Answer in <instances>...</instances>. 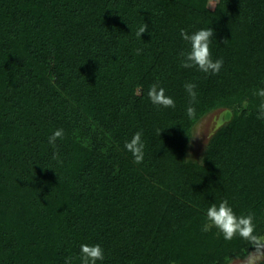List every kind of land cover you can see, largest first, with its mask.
Listing matches in <instances>:
<instances>
[{"label":"trees","instance_id":"1","mask_svg":"<svg viewBox=\"0 0 264 264\" xmlns=\"http://www.w3.org/2000/svg\"><path fill=\"white\" fill-rule=\"evenodd\" d=\"M210 2L0 0V264H81L82 244L103 248L97 264H229L262 250L203 230L227 200L264 237V0ZM210 27L219 73L182 67L181 29ZM153 84L174 108L151 102ZM219 108L233 116L203 169L185 140ZM138 131L139 164L124 146Z\"/></svg>","mask_w":264,"mask_h":264},{"label":"clouds","instance_id":"2","mask_svg":"<svg viewBox=\"0 0 264 264\" xmlns=\"http://www.w3.org/2000/svg\"><path fill=\"white\" fill-rule=\"evenodd\" d=\"M148 31V25L145 23L140 26L136 35L142 37ZM214 29H201L195 33L188 34L186 30L181 29V37L189 42L190 51L182 54L183 59L181 66L184 68L196 67L204 73L218 74L223 66V59H212V53L210 49L211 39L214 37ZM141 50H137V54H140ZM197 85L194 83H186L184 88L190 97V105L196 103L197 93L195 91ZM256 95L264 98V89L259 90ZM148 96L154 105L162 106L164 108H174V100L165 94V89L158 87V85L153 84L150 87ZM259 116L258 118L264 119V102L259 106ZM195 114V108L189 106L187 108V115L193 117ZM63 130L58 129L54 132L52 136L49 137V143L55 146V142L58 138H63ZM142 132H136L130 141L125 143V148L132 153L134 157V162L139 164L144 158V148L145 144L142 140ZM53 158H58V153H54ZM207 219L210 224L204 226V231L210 230L211 227H216L220 233L223 234L226 240H232L234 237L239 235L241 238L249 240L256 245L257 250L262 247L261 241L264 237H258L255 235V224L253 214L249 213L244 216H237L233 209L229 206L228 201H222L218 206L216 204L211 205L207 209ZM80 258L81 264H97V261H102L104 259V250L99 245H88L82 244L80 248ZM261 259H264V253L251 257V264H257ZM65 264H71V258L65 260Z\"/></svg>","mask_w":264,"mask_h":264},{"label":"rangeland","instance_id":"3","mask_svg":"<svg viewBox=\"0 0 264 264\" xmlns=\"http://www.w3.org/2000/svg\"><path fill=\"white\" fill-rule=\"evenodd\" d=\"M216 2L217 0H211V7H213ZM225 110L226 109L219 108L207 115L200 114L196 117L195 123L190 125V135H188L185 140L187 159L196 162L203 169L205 168L203 157L209 152L215 134L222 131L229 122L224 119ZM261 253H264V244L260 252H254L246 259H235L229 264H251L250 258L260 255Z\"/></svg>","mask_w":264,"mask_h":264},{"label":"water","instance_id":"4","mask_svg":"<svg viewBox=\"0 0 264 264\" xmlns=\"http://www.w3.org/2000/svg\"><path fill=\"white\" fill-rule=\"evenodd\" d=\"M233 112L230 109L225 110V120L230 121L232 119Z\"/></svg>","mask_w":264,"mask_h":264}]
</instances>
